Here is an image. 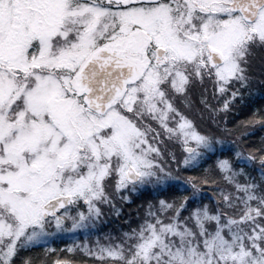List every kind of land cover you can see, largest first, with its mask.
Segmentation results:
<instances>
[{
	"label": "snow or ice",
	"instance_id": "1",
	"mask_svg": "<svg viewBox=\"0 0 264 264\" xmlns=\"http://www.w3.org/2000/svg\"><path fill=\"white\" fill-rule=\"evenodd\" d=\"M257 61L264 91V0H0V264H264V139L238 135L264 106L220 116ZM148 188L136 227L92 239Z\"/></svg>",
	"mask_w": 264,
	"mask_h": 264
},
{
	"label": "trees",
	"instance_id": "2",
	"mask_svg": "<svg viewBox=\"0 0 264 264\" xmlns=\"http://www.w3.org/2000/svg\"><path fill=\"white\" fill-rule=\"evenodd\" d=\"M260 65L254 67V75L256 76V84L258 85L253 89V95L245 97V103L238 106L237 108L230 111L227 115L221 113V117H223V122L221 127H227L229 129H236L241 121L246 120L251 110L264 106V91H261L259 87V77L261 75V69L258 68ZM219 118V117H218ZM204 127V124L201 125ZM240 136V145L241 147L248 148L251 146H255L258 148L261 145L262 139H264V130L257 128L255 131H251L249 133H244L243 129L238 133ZM229 142L232 137L227 138ZM201 172H191L187 171L183 173V176H200ZM183 192L181 186H173L171 189H166L161 195L160 198H169L170 200L178 199L180 194ZM158 193L153 191L151 188L142 190L140 194H132L129 196L130 201L120 200L119 197L116 199V207H121L122 211L120 215H109L112 214L114 210L110 209L108 214H105V219L103 223L100 224L95 235H93L92 239H96L97 236L103 238L105 234L111 233L113 236H120L125 231H129L131 227H136L140 222L144 212L147 209V204L150 202H154L157 198ZM213 192L210 189V186H205V196L204 202L208 203L213 198ZM106 207H108L106 205ZM107 212V211H105ZM66 244H69V241L66 240L65 243H61L57 241L53 247H59L60 249H64ZM61 254V253H58ZM65 255H75L77 264H92V260L86 259L84 255L78 254H68L62 253ZM36 260H41L45 256L42 250H33L31 253H28Z\"/></svg>",
	"mask_w": 264,
	"mask_h": 264
},
{
	"label": "rangeland",
	"instance_id": "3",
	"mask_svg": "<svg viewBox=\"0 0 264 264\" xmlns=\"http://www.w3.org/2000/svg\"><path fill=\"white\" fill-rule=\"evenodd\" d=\"M257 65H259V61H257ZM258 68H260L261 69V67H259L258 66ZM254 71H255V68H254ZM220 115H221V113H220ZM219 119V118H218ZM197 123L198 124H200V127H201V125L203 124V123H201L199 120H197ZM202 128V127H201ZM163 135V134H162ZM150 189V188H149ZM181 189H183V187L181 186ZM143 190H146V189H143ZM142 191V190H141ZM141 191H139V192H135V193H132V194H140V192ZM132 194H130V195H132ZM129 195V196H130ZM129 196H128V199H127V201H130L131 199L129 198ZM117 199H118V197H117ZM171 201V200H170ZM115 203H117V202H115ZM116 209L119 211V212H121L122 211V208L121 207H116ZM103 210H104V216H105V214H108V211L110 210L109 209V207H106V205L105 206H103ZM105 211H107V212H105ZM109 215H116L115 214V211H113L112 212V214H109ZM103 216V221H104V219H105V217ZM100 226V225H99ZM97 231V230H96ZM125 232H127V231H125ZM92 238H93V236H92ZM84 239V237H83V235L82 234H79L78 235V238H77V240H76V242L77 243H80L82 240ZM93 240H95V239H93ZM68 241H69V244H71L72 243V240L71 239H68ZM73 254H75V253H73ZM78 255H83L82 253H80V254H78ZM84 257H86V259H88V260H92V258L91 257H88V256H85L84 255Z\"/></svg>",
	"mask_w": 264,
	"mask_h": 264
}]
</instances>
